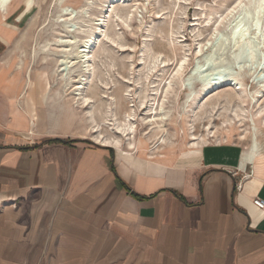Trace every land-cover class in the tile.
<instances>
[{
    "label": "crops",
    "instance_id": "obj_1",
    "mask_svg": "<svg viewBox=\"0 0 264 264\" xmlns=\"http://www.w3.org/2000/svg\"><path fill=\"white\" fill-rule=\"evenodd\" d=\"M2 21L0 264H264V127L258 147L92 142L26 83Z\"/></svg>",
    "mask_w": 264,
    "mask_h": 264
},
{
    "label": "rangeland",
    "instance_id": "obj_2",
    "mask_svg": "<svg viewBox=\"0 0 264 264\" xmlns=\"http://www.w3.org/2000/svg\"><path fill=\"white\" fill-rule=\"evenodd\" d=\"M240 1L242 4L248 3V0H130L126 5L120 8L118 6L116 11L122 14L133 4L129 8L132 10L131 16L125 24L117 20L119 25L116 26L117 17H111L110 11L100 10L103 5L109 4V0H17L12 5L6 20L1 21L16 29L14 32L16 36L10 47L16 46L18 43H15L16 40L22 41L19 45L20 49L25 50L23 70L27 66L30 67L25 71L26 83L30 80V74H33L40 80L39 90L42 99L46 98L47 102H69L70 116L77 115L82 127L80 134L90 141L92 139L87 134L82 110L72 107L70 102L74 101L71 95L53 77L56 56L40 53L42 45L63 33L62 25L55 23L62 5L76 9L87 5L88 16L79 18L80 21L86 19L83 23L81 21L84 24L83 29L90 31L89 24L91 25L92 22L88 19L104 16L106 23L103 27L104 31L113 33L118 42L125 44L123 48L116 46L115 50H112V58H106L104 64L98 62L101 72L97 75V82L98 85L102 84L101 80L108 83L105 89L107 91L105 94L111 99L108 102H123L117 103L118 116L130 104L134 103L138 107L135 142L137 146L142 145L149 155L155 150L160 132L150 128L151 125L140 124L141 118L145 117L146 109L138 104L146 89H149L148 92H153L152 89L155 88H158V96L161 95L160 100H164L163 108L168 113L164 126L170 141L155 153L169 148L178 151L181 146H187L188 141H191L189 133L192 126L194 131L196 130L195 133L198 132L196 134L206 133L203 128L207 126L216 130L214 136L206 135L207 142H234L258 147V139L264 126L255 116L257 105L254 102L264 103V91L258 92L264 80V56L260 55L264 53V39L261 35L253 33L254 27L249 28L248 37L254 39L259 56L255 62L247 58L233 60L237 46L230 39L229 32L244 14L237 6ZM234 7L236 8L232 12L226 10ZM262 20L264 24V19ZM248 25H251V19ZM23 32L24 37L21 39ZM262 33L264 26L260 30V34ZM86 34H79V37L85 38ZM221 38H227V41L221 44ZM208 39L211 41L210 46L205 45ZM199 44L204 45L201 53H197ZM99 45L101 44L98 43L96 50L101 49ZM33 48L38 51L35 58L30 55ZM51 48H54V45H51ZM15 54L18 59L19 52ZM143 54H160L166 59V66L161 68L159 73L157 72L158 75L151 77L150 81L154 82L144 81L143 73L146 68L141 63L143 60H140ZM208 54L212 56L209 57L211 59L207 64L209 72L212 73L209 77L233 76L240 83V89L231 85L219 86L207 95L201 94L202 85L193 76L194 69L196 65L207 63L205 58ZM184 56L186 63L183 71L172 80V87L165 94L164 84L172 78L174 70ZM146 61L149 59L147 58ZM129 62H132L130 71H128ZM218 64H223L222 67L225 69L219 74L220 76L214 69ZM125 76L132 79L128 91L124 90ZM87 87V92L96 90L92 85ZM161 91L163 92L160 94ZM202 105L204 106L199 109ZM239 108L243 109L245 114L241 121L234 114ZM254 125L258 129L256 140H253L251 135ZM242 134H245L244 138H240ZM123 147L126 145L124 144Z\"/></svg>",
    "mask_w": 264,
    "mask_h": 264
},
{
    "label": "bare ground",
    "instance_id": "obj_3",
    "mask_svg": "<svg viewBox=\"0 0 264 264\" xmlns=\"http://www.w3.org/2000/svg\"><path fill=\"white\" fill-rule=\"evenodd\" d=\"M16 1L17 0H0V20H6L11 11L12 5ZM129 1L130 0H109V4L103 5L100 10L101 12L102 10H104L105 12L110 11L111 17H117L116 26L119 25L117 20H120L125 24L131 16L132 10L129 8L133 6V4L130 5L128 9L125 10L122 14H118L116 9L118 6V8H120V6L122 7L123 5H126ZM88 5L91 6L90 4ZM86 6L87 5H83L78 9L68 5H62L60 7L59 15L55 20V23H60L62 25L61 31L63 33L58 34L51 41H47L44 45H42V52L40 53L54 54L56 56V67L52 71L53 77L55 81L64 90H66L68 94L71 95V99L74 101L70 102L72 107L76 110L78 108L82 110L83 118L86 123L87 134H89L90 138L101 145L123 147L125 144L127 148L135 150L138 148L134 137L138 119L136 115V108L138 107L134 103L130 104L127 106L126 110L118 116V112L116 110V107H118L117 103L122 104L123 102H108L111 100L109 95L105 94L107 93L105 89L107 88L108 83L101 80L100 83L102 84L98 85L97 82V75H99V73L101 72V67L99 66L100 63L98 64V62L100 61L102 62V64H104L106 58H112V50H115L116 46L118 48H123L125 44L122 42H118V39L116 40L114 38L113 33L110 34L104 31L103 27L106 26L104 16H98L94 19H88L92 23L91 25L89 24L90 31H85V29H83L84 24L82 23L86 19L81 20V23L79 18L88 16V8ZM237 6H239V11L244 14L242 17H240L238 22L231 28L229 32V34L231 35L230 39H232L234 45L237 46V52L233 54V60L247 58L253 59V62H255L257 57L259 56L257 48L258 46L256 45L253 38L248 37V31L249 28L254 27L253 33L255 35H261L264 39V33L260 34L261 27L264 26L262 20L264 19V0H248V3L246 4H242V2L240 1ZM104 7L107 8L104 9ZM235 8L236 7L231 9L227 8L226 10L228 12H232L235 10ZM242 13H240V15ZM250 19L251 25L249 26L248 23ZM82 33L87 34L84 36L85 38L81 39L79 37V34ZM23 37L24 32L23 34H21V39ZM220 41L221 44H223L225 41H227V38H221ZM17 42L18 43L15 47H17L19 50L20 60L16 64H18L17 66L19 68H22L25 50L20 49L21 47L19 43L22 41L19 39ZM98 43L101 44L99 45L101 47L100 50H96ZM51 45H54V48H51ZM205 45L210 46L211 41L208 39ZM203 46L199 44L197 53L202 52ZM245 51H248V55H244ZM37 52L38 51L33 48L30 52L31 57L35 58ZM143 55L144 56H142L140 60H143L141 63L143 64V67L146 68L145 72L143 73L145 79L144 81H148V83L154 82L153 80L150 81L151 77L153 75H158L157 72L161 70V68H164L166 66V59L161 57L160 54ZM260 55L264 56V53H261ZM209 57L212 56H210V54L206 55L205 59L207 63L196 65L194 69L195 72L193 76L197 78L196 81L200 82L202 85L200 90L201 94L207 95L212 89H215L219 86L231 85L235 88L240 89V83L233 76L224 78L209 77L212 74L207 68V64L211 59ZM145 58H148L149 61H146ZM185 63L186 57L184 56L180 60L178 67L174 70L172 78L164 84L166 87L164 91L165 94L169 91V88L172 87V80L176 77V75L181 74V71H183ZM128 64V71H130L132 68V62H129ZM222 66L223 64H218L217 68H214L216 69L218 75L225 70ZM125 77L126 78H123V84H125L124 86L126 87L124 90L128 91L131 78L128 76ZM88 85H92L93 89L96 90L87 92L86 88H88ZM148 90L149 89H146L144 91V94L142 95V98L140 99L138 105L146 109L145 117L141 118L140 124L151 125L150 128H152L154 131L160 132V135L157 138V144L154 148L155 150L151 152V154H153L155 152H158L163 148V146L170 142L167 136L168 131L164 126L165 120L168 117V113L164 111V100H160L161 95L158 96V88L152 89L153 92H148ZM262 91H264V80L261 84V89L258 92L262 93ZM162 92L163 91H161L160 94ZM127 93L128 92H126V94ZM97 100L100 102H96ZM254 103L257 105L255 116H257V120L259 121V123L261 122V124H263L264 126V103ZM203 106L204 105L200 106L199 109ZM234 114L240 121L245 115L244 110L241 108L236 109ZM203 129L206 130V133L196 134L198 132L195 133L196 130L194 131V126H192V130H190L189 133V140L191 141H188L187 143L189 147H197L204 143H207L206 135L214 136L216 131L211 129V127L209 126ZM257 133L258 129L254 125L253 131L251 132L253 140L257 139ZM244 137L245 134H242L240 138ZM140 147H142V145Z\"/></svg>",
    "mask_w": 264,
    "mask_h": 264
},
{
    "label": "built area",
    "instance_id": "obj_4",
    "mask_svg": "<svg viewBox=\"0 0 264 264\" xmlns=\"http://www.w3.org/2000/svg\"><path fill=\"white\" fill-rule=\"evenodd\" d=\"M236 173V172H234ZM241 188V181L240 179L236 182V189L237 190H240ZM252 204L259 210L263 211L264 212V199H261V198H258V197H255L253 198L252 200Z\"/></svg>",
    "mask_w": 264,
    "mask_h": 264
},
{
    "label": "water",
    "instance_id": "obj_5",
    "mask_svg": "<svg viewBox=\"0 0 264 264\" xmlns=\"http://www.w3.org/2000/svg\"><path fill=\"white\" fill-rule=\"evenodd\" d=\"M233 35H234V34H233ZM245 54L248 55V51H245L244 55H245Z\"/></svg>",
    "mask_w": 264,
    "mask_h": 264
}]
</instances>
